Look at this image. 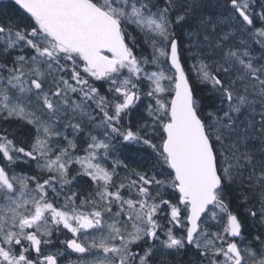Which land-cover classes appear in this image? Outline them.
Segmentation results:
<instances>
[{"label": "snow or ice", "instance_id": "6c2138e0", "mask_svg": "<svg viewBox=\"0 0 264 264\" xmlns=\"http://www.w3.org/2000/svg\"><path fill=\"white\" fill-rule=\"evenodd\" d=\"M72 255L264 264V0L0 2V264Z\"/></svg>", "mask_w": 264, "mask_h": 264}, {"label": "trees", "instance_id": "16d2710c", "mask_svg": "<svg viewBox=\"0 0 264 264\" xmlns=\"http://www.w3.org/2000/svg\"><path fill=\"white\" fill-rule=\"evenodd\" d=\"M0 2H2V3H4V4H7V3H8V0H2V1H0ZM12 18L15 19L16 17L13 16ZM145 52H146L147 54L150 55V50H148V49L145 48ZM138 54H139V51H138ZM187 63L190 64L191 61H187ZM189 74L192 75V76H193V79H194V74H192L191 72H190ZM102 84H103L102 81H97V82H96V86H97V87H101ZM103 90H104V89L101 88V91H102V92H103ZM133 147H135V146H133ZM121 158H123V157H121ZM73 172H75V169H73ZM122 175H123V171H122ZM85 179H86V178H85Z\"/></svg>", "mask_w": 264, "mask_h": 264}, {"label": "flooded vegetation", "instance_id": "af4514ba", "mask_svg": "<svg viewBox=\"0 0 264 264\" xmlns=\"http://www.w3.org/2000/svg\"><path fill=\"white\" fill-rule=\"evenodd\" d=\"M32 168H35V165H32ZM21 169L17 168V171H20ZM24 170H28V169H24ZM63 237H61L62 239ZM77 259L76 255H72V256H65L61 259L60 264H68L69 260L71 261H75Z\"/></svg>", "mask_w": 264, "mask_h": 264}]
</instances>
